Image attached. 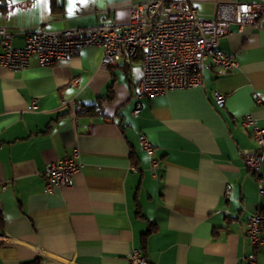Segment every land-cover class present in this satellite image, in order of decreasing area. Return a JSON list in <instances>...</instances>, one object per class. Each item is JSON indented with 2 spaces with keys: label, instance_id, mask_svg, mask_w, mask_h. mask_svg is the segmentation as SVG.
Instances as JSON below:
<instances>
[{
  "label": "crops",
  "instance_id": "crops-1",
  "mask_svg": "<svg viewBox=\"0 0 264 264\" xmlns=\"http://www.w3.org/2000/svg\"><path fill=\"white\" fill-rule=\"evenodd\" d=\"M143 1L0 0V35L20 48L30 31L126 26L129 5ZM188 1L211 19L216 1L257 0ZM230 27L219 48L238 69L204 68L201 86L142 98L137 116L140 65L103 67L98 46L49 66L32 58L21 73L0 66V264H129L131 248L147 264H250L251 253L264 264V245L253 249L245 231L248 217L264 214V193L245 167L256 143L240 125L249 115L264 128V24ZM141 135L155 148V174ZM73 148L83 164L73 184L46 192L45 165Z\"/></svg>",
  "mask_w": 264,
  "mask_h": 264
},
{
  "label": "built area",
  "instance_id": "built-area-1",
  "mask_svg": "<svg viewBox=\"0 0 264 264\" xmlns=\"http://www.w3.org/2000/svg\"><path fill=\"white\" fill-rule=\"evenodd\" d=\"M107 18L106 10H99ZM129 23L117 25L108 20L94 27H80L61 31H30L22 47H13L11 34L2 31L0 35V66L13 73L22 72L35 60L41 66L70 58L83 48L98 46L102 49L100 65L113 67L137 62L141 75L133 95V115L141 111V99L162 95L167 90L191 89L202 85L204 68L219 66L225 72L238 69L237 61L219 48L221 38L231 34V25L237 32L250 33L263 28L264 0L255 2H215L211 19L197 16L196 9L188 0H144L129 5ZM207 61V62H205ZM78 79L72 85H77ZM215 104L223 107L225 97L214 91ZM61 106H73L71 100H63ZM36 109L33 100L27 107ZM240 125L250 130L256 143V150L244 153L245 167L250 170L258 184V193L264 192L260 176V165L264 160V128H259L252 116L244 115ZM140 146L149 158V170L155 174L158 159L155 148L141 135ZM80 152L73 148L63 159L48 162L41 175L46 181L45 191L54 187L73 184L74 175L82 168ZM246 236L253 249L264 245V214L257 210L248 217ZM251 253L247 260L254 264ZM147 257L141 249L131 248L127 254L129 264H147Z\"/></svg>",
  "mask_w": 264,
  "mask_h": 264
},
{
  "label": "trees",
  "instance_id": "trees-1",
  "mask_svg": "<svg viewBox=\"0 0 264 264\" xmlns=\"http://www.w3.org/2000/svg\"><path fill=\"white\" fill-rule=\"evenodd\" d=\"M95 108H97V106L91 105V106L85 107L84 110L86 112H89L90 113V112H95V110H96ZM80 111H82V110H80ZM149 231H150V229L148 230V232ZM21 264H42V263H41V259L39 257H37V258H34L32 260H29V262L28 261L22 262Z\"/></svg>",
  "mask_w": 264,
  "mask_h": 264
}]
</instances>
